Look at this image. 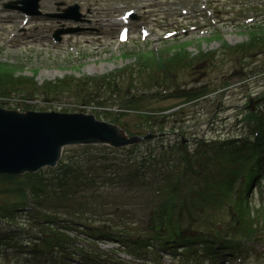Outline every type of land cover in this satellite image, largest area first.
I'll list each match as a JSON object with an SVG mask.
<instances>
[{"label":"rangeland","instance_id":"374dc122","mask_svg":"<svg viewBox=\"0 0 264 264\" xmlns=\"http://www.w3.org/2000/svg\"><path fill=\"white\" fill-rule=\"evenodd\" d=\"M1 1L3 0H0V4ZM74 2L78 5L80 23L70 19L64 20L62 17L46 20L47 12L55 13V7L64 9L74 5ZM169 2V0H39V13L33 15L27 28L18 37H12V42L3 45L1 44L4 42L1 40L3 35L0 34V63L14 67L16 69L14 77L20 83L9 92L1 94L7 98L6 106L19 107L16 109L21 111L43 109L90 112L83 108V99L88 96L91 98L99 92V96L94 100L108 98L114 105L120 103L122 107L131 110L125 112L119 120V124H123L131 134H144L149 128L152 131L157 130L156 135L143 139L140 143L117 149L110 154L106 153L109 152V146L90 145L89 149L80 145L64 146L62 156L54 167H43L31 173L36 174L42 183L47 185L38 199H33L32 190L31 202L24 201L17 177L14 181L6 180L4 182L6 186L0 191V209L9 213L8 220L13 226L9 229L7 222L0 223V230L10 237L8 247L4 249L3 254H0L2 264H23L16 246L20 239L30 240L31 245L43 242L44 239L35 238V233L39 229L44 230V238L49 235V240L55 239L58 233L61 234L59 240L67 241L66 244L50 248L46 254L41 255L40 259L49 258V264H63L66 260L65 255L69 253L70 244L78 247L86 244V247L90 246V252L93 249L109 248L103 253H91L97 258L112 257L108 254V251L115 246L112 241L107 243L97 240L86 241L83 238L86 235L82 231L79 232L67 224H64L65 230L49 232L53 226L43 223L41 210L51 208V205L57 203L43 202L40 207L33 204L54 189V194L61 192L56 182V177L63 167L61 162L76 160L85 150L97 156L98 162L96 161L95 166L100 165L97 171L105 181L98 189L85 188L88 189L89 194H99L98 191L104 193L107 195L105 199L111 202L108 204L107 213L102 217L104 220L96 224L90 223L101 234L110 236L111 233L106 232L108 229L118 235L129 233L134 239L151 237L148 222L165 221L177 216H182L189 222L191 219L194 220L191 229L202 228L205 233L211 229H204V221L199 223L200 219L209 222L213 218L220 224H225L223 219L229 221L230 217L224 206L221 208V204H216L221 198L218 186H225L228 182V175L219 171V168L225 170L231 165V162L225 159V154H222L223 150L241 157L239 154L242 150L232 144L238 143L241 136L252 137L255 122L248 117L250 109L253 112L257 110L258 113H264V42L249 46L251 34L255 32V29L250 27L258 23L264 26V0H207L214 19L218 21L217 26L208 25L206 32L198 30L185 32L167 41H161L158 36L159 30L162 29L160 18L171 17L189 6L173 7ZM18 4L21 5L20 2ZM134 6L139 8L138 19L131 22L133 33L126 44L118 43L114 25L105 23L106 17L117 19L124 9ZM250 12H253L256 18L246 22V18L251 16ZM141 18L148 20L153 28L152 35L146 41H139L137 38V22ZM75 27L79 29L76 30ZM58 29L62 30L60 43L50 47L48 36L44 34L53 33ZM67 39L72 41L79 52L67 50ZM253 39L260 40L262 37L255 36ZM177 50L182 51L185 56V63L182 65L175 61L169 63L168 57ZM144 52H150L151 56L152 53L153 56L159 53L160 57L164 58V63L157 65L143 62L140 56L141 53L145 54ZM107 74L119 84V91H112L106 82L98 81ZM156 75L163 82H151V77ZM43 83L47 84V91L38 94L37 86L42 88L40 85ZM51 84L58 86L56 92L50 91ZM132 94L135 95L133 98H131ZM249 99L252 101L250 102ZM147 111L151 114L157 112L151 116L150 127L146 123L150 120ZM111 115L108 118L118 116V112L112 111ZM164 119L166 120L163 121ZM162 128L163 131L160 130ZM227 142L231 144H227L224 148ZM162 143L163 149L159 145ZM195 144L198 145L196 152ZM150 153L156 157V161L151 166L155 174L153 195L149 193L150 181L147 178L151 167H147V172L136 179L132 175L134 172L132 165L130 166L126 160L129 159L135 164V160H138L142 154L149 157ZM177 154L182 158V180L171 196L159 205L160 190L156 189V186L160 185L164 188L169 180L164 166L173 165L170 178L174 179L180 175V170L176 169ZM116 157L124 158L125 167L129 172L124 182H115L116 176L112 177L111 171H114L112 162ZM52 172L55 174V182L50 185L47 180ZM109 176L110 179L107 180ZM255 177L247 195L248 213L245 214L246 221L255 229L254 233L250 238L245 236V241L239 240L240 243H236L237 233L234 229L228 230L230 243L245 251V253L239 252L244 255V264H254L259 257V251L264 248V225L258 226L264 217L263 167L261 173ZM231 184L233 185V182ZM124 187L127 189H123ZM249 189L250 183L248 191ZM15 201H24V203L12 206ZM231 201L227 199L224 205L225 202L231 203ZM153 205L158 208L151 214ZM114 207L118 208L120 213L112 215ZM29 210H35L36 214L33 217L28 216ZM206 213L210 214L206 215ZM32 218L37 219L36 225L31 223ZM118 218L120 220L117 223L114 219ZM261 223L264 224V220ZM175 225H173L174 230ZM214 226L213 223L212 227ZM221 226L220 228L225 227V225ZM187 228L190 229L189 225ZM174 230H172L173 234ZM139 249L144 251L145 255L149 251L146 246ZM161 253L165 255L163 264H175L172 255L165 251ZM191 255L200 256L198 252ZM123 256L130 259V255ZM147 259L146 257L142 261L132 255L128 262L123 263L147 264L145 262ZM204 260L208 261V259ZM150 262L154 263V259ZM224 262L225 259L215 261L214 264H224ZM191 263L203 264L201 258L199 262L191 258Z\"/></svg>","mask_w":264,"mask_h":264},{"label":"trees","instance_id":"16d2710c","mask_svg":"<svg viewBox=\"0 0 264 264\" xmlns=\"http://www.w3.org/2000/svg\"><path fill=\"white\" fill-rule=\"evenodd\" d=\"M250 28L255 29V32L251 34L249 46L251 47L256 43L264 42V26H260L258 24V26L255 25ZM255 36L256 38L262 37V39L255 40L253 39ZM183 55L184 54L181 53V51H176L172 56L168 57L170 60L169 63L171 64L173 61H175L179 65H182L183 63H185L184 61L185 56ZM140 57L142 58L143 62L148 63L149 58H147L143 53H141ZM152 61L157 65L163 62L161 61L158 54L152 57ZM15 75H16V69L14 67H10L5 63H0V94H5L6 92H9L10 90H12L13 88H15L20 84L18 79L14 77ZM159 79L161 78L158 75L152 76L151 82L162 81ZM83 81L84 79L82 80V82ZM98 81L106 82L109 88L112 89V91H119V84L112 79L111 75H105L99 78ZM46 85L47 84H45L43 88L37 86L36 89L37 93L38 94H41L42 92L46 93L47 91ZM57 89H58L57 85L55 84L50 85V91L56 92ZM98 93L99 92H96L95 95L99 96ZM133 96L135 95H132L131 98H133ZM92 99H96V97L92 96L90 98L88 96L86 99H83V101H88ZM123 114L124 113H120V115ZM148 115H149L148 116L149 119H151L150 116L151 114ZM169 115L170 113L167 115V117H169ZM103 116L105 117V119L107 118L106 120H110V121L117 122L120 120L119 118L120 116L108 118L110 115H106V113H103ZM248 117L256 121V125L259 127L258 129L259 135H256L254 138H252L251 136L244 135L241 137V139L238 140V143L232 144L240 148V151L242 150L239 154L241 155V157H236L225 150H223L222 152V154H225V159L227 161L229 160L234 164H236L240 169V172H245L244 184L242 188H240L239 192L232 199L233 201H231L232 204L231 206L233 207V214H231V216L233 219L231 218L229 221L223 219L222 221L225 224H220V222L218 223L213 218L210 219L211 221L209 222H207L208 220L200 219L199 223L204 221L203 224L206 226V228L211 229V231H207L206 233L205 231H203L202 228L192 230L191 227L192 224L194 223V220L191 219V223L189 225L190 229H188V231L184 233L182 240H181L182 235H181L180 224L184 223L187 219H184L182 216H177L176 218L172 217L165 221L152 222V224H155V229H154L155 232L156 230H164L170 238L176 237L180 239L179 242L181 241L185 245H187L192 253L196 254L198 252L200 254L199 257L197 255L192 257L193 260L196 262H199L201 258L203 264H212V262L219 257L217 255L218 250L213 248L212 242H210V240H217V241L221 240V242H223L224 244L223 246H225L227 250L231 251L233 250V248H240L232 245L229 241L231 240L230 239L231 237L229 236V231L231 229H234V231L242 237L245 236L250 237L255 231V229L250 225V223L246 221L245 214L248 213V208L247 205L245 204L246 201H244L243 199L246 198V194L249 188V183L251 187L252 181L256 179L255 176L257 174H260L262 167L264 168V113L251 112L248 115ZM166 119H164L163 121H165ZM150 121L151 120L147 121L148 127L152 125ZM160 130L162 131V129ZM149 131H151L152 133L157 132V130L152 131L150 130V128ZM227 144L229 143H225L224 148ZM86 149H89V147L87 146ZM146 156L147 155H142L138 160V164L135 166L132 175L135 176L136 179L142 176V174H144L145 171L147 172V167L152 166L154 164V161H156V157L152 155V153H150L149 157ZM96 161L98 162L97 156H94L93 153L85 150L84 154L80 153L77 156L76 160L69 159L67 161L63 160L61 162V165L63 167L60 169V172L56 177V182L58 184V188H61V192L54 194L55 191L54 189L53 192H48L47 194H44L41 200H37L38 202L44 201L50 204L57 203L56 205H51L52 206L51 208L48 209L44 208L41 210V215L44 219L45 225L53 226L55 220L57 219L58 223H60V225H58L57 228L65 230L64 224H67V222L68 224H71L72 222L79 223L82 222L83 220L99 221L100 220L99 218L105 215L104 210L107 209L108 204H111L110 201L104 200L103 197H105L106 195L104 193H100V191H98L99 194H89L88 189L85 188L89 186L92 189H98L101 186H103L101 183L105 182L104 179L102 178V175L97 171L100 165L95 166ZM113 164L114 165L112 166V169L116 165L115 163ZM184 168L186 169L187 167ZM170 171L171 170H168V167L165 170V172L169 175L168 184L164 188L160 185L156 186V189L160 190L159 200H161V202L159 203V205L171 196L174 190L180 185V182L182 180L183 170L179 172L180 175L174 179L170 178ZM111 172H112V177L116 176V179H118V177L120 176L122 179L126 180L127 177L129 176L128 172L126 171L125 173H122V171H111ZM26 176H27L26 184L33 189L35 195L34 198L38 199L41 193L45 190V186L47 185H44L41 179L38 176H36V174L28 173L26 174ZM16 177L17 176L14 175H0V183L4 186V182L6 180L14 181ZM109 179L110 176L108 177L107 180ZM218 187L220 188L221 198L216 202V204H221V208L224 206V208L226 209V204L224 205V201L229 198L231 184L228 185L226 184L225 186H218ZM150 193L152 195L155 193L154 181L152 184V191ZM38 202H36V206L39 207L41 204ZM157 208L158 206L153 205L151 214H153L157 210ZM114 213L115 214L120 213V210L118 208H115ZM208 214L210 213H206V215ZM8 215H9L8 212L2 211L0 209V222L1 221L7 222ZM161 223H163V225H160ZM213 223L215 224L214 227H212ZM174 224H176L175 230L173 226ZM221 225L222 226L225 225V227L220 228ZM57 228L53 227V229H50L49 232L53 230H57ZM172 230H174V234L172 233ZM48 236L49 235H47V237L44 238L43 243L39 247L40 253L47 252L53 246L57 247L65 243V241L60 240L56 244L55 241L49 240ZM9 241H10V237L6 233L0 230V244L3 245L4 247L6 246L8 247ZM138 242L145 243L146 239L138 237L136 243ZM208 257H210L212 260L205 262L204 259H208ZM91 258L97 259V257H91ZM94 264H98V263H94Z\"/></svg>","mask_w":264,"mask_h":264},{"label":"water","instance_id":"95a60500","mask_svg":"<svg viewBox=\"0 0 264 264\" xmlns=\"http://www.w3.org/2000/svg\"><path fill=\"white\" fill-rule=\"evenodd\" d=\"M144 136H126L116 124L94 114L18 111L0 107V174L16 175L53 167L68 145L106 144L122 147Z\"/></svg>","mask_w":264,"mask_h":264},{"label":"bare ground","instance_id":"6f19581e","mask_svg":"<svg viewBox=\"0 0 264 264\" xmlns=\"http://www.w3.org/2000/svg\"><path fill=\"white\" fill-rule=\"evenodd\" d=\"M129 19H132V18H131V16H130V18H129ZM79 230H80V231H82V232L84 231V229H82V228H80ZM224 247H225V246H224Z\"/></svg>","mask_w":264,"mask_h":264}]
</instances>
